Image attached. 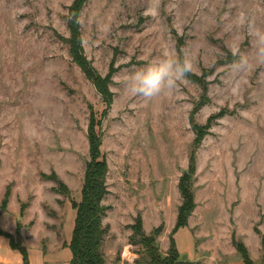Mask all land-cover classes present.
<instances>
[{
    "label": "rangeland",
    "instance_id": "374dc122",
    "mask_svg": "<svg viewBox=\"0 0 264 264\" xmlns=\"http://www.w3.org/2000/svg\"><path fill=\"white\" fill-rule=\"evenodd\" d=\"M72 1L0 0V215L10 185V211L26 203L22 213L30 206L36 217L32 243L38 236V246L45 242L42 210H57L60 233L70 200L41 173L55 172L81 199L93 112L109 165L106 264H149L131 240V224L137 214L154 222L159 209L168 226L174 223L195 138L189 114L201 103L199 125L227 112L197 149L198 213L208 228L220 218L236 227L254 264H264V0H87L79 17L85 54L101 76L114 69L113 102L103 118L101 94L69 53ZM179 51L190 55L206 94L187 77L151 100L126 89L133 72L165 55L179 58ZM18 224L11 234L23 243L30 226ZM181 238L186 248L188 237Z\"/></svg>",
    "mask_w": 264,
    "mask_h": 264
},
{
    "label": "trees",
    "instance_id": "16d2710c",
    "mask_svg": "<svg viewBox=\"0 0 264 264\" xmlns=\"http://www.w3.org/2000/svg\"><path fill=\"white\" fill-rule=\"evenodd\" d=\"M87 0H73L69 6V30L70 37L66 39L69 43V53L74 63H76L84 72L86 77L93 83L97 91L101 94L105 103V108L102 112V118L108 114L112 105V93L109 90V83L113 75L111 69L108 74L101 76L91 61L87 58L81 38V30L79 17L80 13ZM181 38L178 39L180 46ZM180 50V49H179ZM179 58H183V54L179 51ZM187 78L200 84L204 93L207 92V84L202 76L195 73H189ZM200 104L195 106L189 114V123L191 129L195 133L193 140V148L189 155L188 168L185 171L178 183L179 193L182 199L178 207L176 222L169 234V247L165 255L161 253L158 237L163 231V224L155 227L150 233H146L143 228V219L140 214L135 217L134 223L131 224L132 235L131 240L136 244H140L149 258V264H178L180 253L177 250L174 234L181 227L187 226L189 217L196 207L195 194L192 188L193 177L196 172V153L204 136L210 129L212 122L221 118L226 114V109L211 114L204 125H199L194 118ZM90 122L88 127V143H89V160L86 162L83 185L81 188V199L75 200L71 195V189L61 180L58 175L53 172L50 175L42 172L41 177L45 180H53L56 185L52 187L55 193H63L69 198L71 207L75 210L74 227L71 234V239L67 246L71 251V259L69 264H106V256L104 251L105 245V228L103 226V217L106 213L107 206L103 203V199L108 191L107 175L109 171L108 161L101 151L102 131L101 120H96L93 112L90 114ZM10 185L4 194L2 208H7L10 197ZM26 203L21 206V213L24 211ZM51 216L55 215L54 211H49ZM20 224L17 225L16 232L18 233ZM256 233L260 231L256 228ZM0 236L8 239L12 249L18 250L22 256L23 264H30L26 246L20 242L13 234L4 231L0 226ZM232 244L241 255L244 264H254L250 257L247 246L232 234ZM261 245L264 254V237L261 238ZM264 258V255H263Z\"/></svg>",
    "mask_w": 264,
    "mask_h": 264
},
{
    "label": "crops",
    "instance_id": "0c3cea01",
    "mask_svg": "<svg viewBox=\"0 0 264 264\" xmlns=\"http://www.w3.org/2000/svg\"><path fill=\"white\" fill-rule=\"evenodd\" d=\"M12 198H9V205L7 210L0 215V226L4 231L13 233L17 228L18 223H23V229H30L28 233L23 234L25 241L23 244L26 246L29 256L30 264H58L62 261L66 255L67 261L65 264H69L71 259V251L67 244L71 239V234L74 227V220L76 212L71 207L69 213L65 217V221L61 226V231H57L55 226L56 214L49 216L42 210L43 223V238L41 241L42 246H38L39 236L34 239V229L37 227L36 217L30 215V206L21 214L19 207L16 210L10 211V204ZM164 204L168 206V201L165 198ZM196 207L191 216L189 217L187 226L181 227L174 234L177 250L180 253L178 264H244L239 252L232 244V234L235 232V236L239 238L237 228L233 229L231 225H225L223 219L220 218L212 228H208L204 225V215L198 213L199 202L198 194H195ZM163 204V207H165ZM181 204V200L178 201V207ZM178 207L175 210L174 223L168 226L163 218L162 210L157 212L159 215L154 219V222H149L144 214H141L143 219V228L146 233H150L155 227L160 224H164L163 231L158 237L159 247L163 255L166 254L169 247V237L167 240V234L169 235L177 217ZM54 211H57L53 208ZM161 210V211H160ZM57 229V230H56ZM65 229V232H64ZM190 229V231H188ZM22 230V228H21ZM20 230V231H21ZM186 230V231H185ZM188 233H184L187 232ZM27 235V236H26ZM187 236V247L180 246L181 236ZM27 238H26V237ZM162 241V243H161ZM242 241V240H241ZM243 242V241H242ZM245 244V243H244ZM247 248H249L247 246ZM249 250V249H248ZM250 252V251H249ZM260 255V254H259ZM0 264H23L22 256L18 250L12 249L9 245L7 238L0 236Z\"/></svg>",
    "mask_w": 264,
    "mask_h": 264
},
{
    "label": "clouds",
    "instance_id": "9594fccd",
    "mask_svg": "<svg viewBox=\"0 0 264 264\" xmlns=\"http://www.w3.org/2000/svg\"><path fill=\"white\" fill-rule=\"evenodd\" d=\"M193 69L194 62L188 53L182 59L165 55L133 72L124 86L133 95L151 100L173 90L177 82L186 78Z\"/></svg>",
    "mask_w": 264,
    "mask_h": 264
}]
</instances>
